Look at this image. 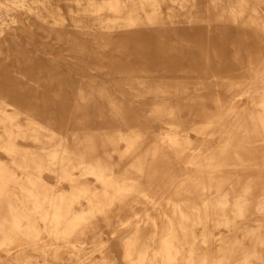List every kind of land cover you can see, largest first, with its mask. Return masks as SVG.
Wrapping results in <instances>:
<instances>
[{"label":"bare ground","instance_id":"1","mask_svg":"<svg viewBox=\"0 0 264 264\" xmlns=\"http://www.w3.org/2000/svg\"><path fill=\"white\" fill-rule=\"evenodd\" d=\"M34 30L68 59L28 58ZM10 51L19 59L0 62L4 74L28 77L32 62L39 67L34 98L0 85V264H119L111 244L100 247V262L86 251V235L113 212L122 264H264V0H0V54ZM237 68L247 77L227 79ZM85 71L152 94L146 112L167 119L164 131L139 119L127 130L92 126L77 113L95 94L111 117L123 105L109 81ZM199 76L245 87L253 103L204 113L193 130L218 128L222 139L198 150L177 181L171 160L192 148L190 125L179 105L158 98ZM70 94L65 111L77 129L60 131L51 99L63 104ZM160 178L176 183L164 204L154 198ZM138 197L148 204L134 207Z\"/></svg>","mask_w":264,"mask_h":264},{"label":"rangeland","instance_id":"2","mask_svg":"<svg viewBox=\"0 0 264 264\" xmlns=\"http://www.w3.org/2000/svg\"><path fill=\"white\" fill-rule=\"evenodd\" d=\"M32 35L34 37V40L32 42L27 41L28 47L26 51L27 57L31 60H33V58H36L37 56H40L41 58L44 57L48 60V58L52 55L61 57V59H68V57L66 56V52L62 50L60 45L56 44V42L54 41L51 42L49 38H46L44 32L37 33V31L34 30V33ZM104 53L107 56H110V54H112V52H110L109 50H106ZM15 55L16 53L11 51L3 52L0 54V62H4L8 66H10L11 64L16 63L15 61L19 59ZM240 59L241 61H244L246 58L241 57ZM37 65L38 63L36 65H33V62L30 64L28 71V74L30 75L28 77H23L21 74L15 75L10 72L4 74V69L0 70V85H2V87L16 89L17 93L24 94L28 98H31L32 96L34 98V81L38 75L37 73L39 67ZM23 69L25 70L26 68ZM246 71L247 70L243 68H237V70H233L230 74L227 75V79L243 81L244 78L247 77L246 74L248 72ZM93 72L85 71V73H83L85 76H88V79H91V75H93L92 78L98 77V79L100 80L105 79L106 81H109L110 84L113 85V88L117 90V100L115 101L123 105V111L119 112V115H117L115 118L109 116L111 112L110 105H108V102L103 97L95 94L89 102L84 104L81 111H79V113L77 114H87L88 116H90V119L93 122L92 126H95L102 131L103 129L112 127H120L123 130H127L129 125H133L132 123L138 119L141 122L147 124L148 127L156 133L164 131V129L166 128L165 122L167 119L163 120V117V119H161L158 118V116L146 112L147 108L150 107L152 101L156 100L154 96H152V94H145V96L142 97L135 96V91L132 92L128 89H123V78H115L112 76L110 77L103 72ZM187 80L190 83L188 84V87L183 88V90H180L177 93L167 94V96L158 98L161 99L164 103H168L169 105H179V111L181 112L180 117L185 120L186 124L190 125V127L188 128V134L190 135V139L192 141V148L190 150H186L184 154H181L179 156L173 155V158L171 160V172L173 171V177L177 179V181L181 180L184 177L186 171L192 170L191 167H188L189 164H187V161L193 155L198 154L199 151L208 153L209 150L212 147L216 146L222 139V137L219 138V135L221 133L218 128L213 130L212 133H214V135L211 134V131L208 134H197L193 130L194 127L200 126L204 121V113H215L217 104L220 102L229 105L233 104L234 101H239L240 107H249L253 103V101H251V98L247 95V88H240L241 86H235L231 88L226 85L224 82L225 80L223 81V79L221 78H208V76L202 78L199 76L185 79V81ZM52 90L56 91L57 88L53 87ZM74 101L75 99L71 96V94L68 97V101L63 102V104H59L60 102L55 95L52 97L51 106L58 108V114L56 118V121L58 122L56 127L57 130H63L64 128H62V125H65L66 130L70 128L77 129V126H75L71 122V117L67 116L68 112L65 111L66 108L72 107L71 105L74 104ZM21 143L33 148L37 147V144L31 140H22ZM119 147L124 148V143L121 142ZM258 150L263 151L260 147L258 148ZM0 157L6 158V156L1 151ZM51 181L55 183L56 178L51 177ZM169 181L170 180H167L165 178H160L157 181V187L155 188L156 193L154 198L158 202L162 201L163 204L165 203L163 199L167 197L170 193L169 191L176 186V183L169 185ZM90 183L94 186H99V183L94 180L92 176H90ZM61 187H64L65 189L70 188L67 182H62ZM137 199L139 203L135 204L134 207L145 206L148 204V202L143 197H138ZM122 212H124L121 214L123 215L124 219H134L129 210ZM139 213H141V211ZM115 216L116 213L113 212L111 214V221L99 217L96 226V233H89V235H86V251L91 253L95 261L97 262H100L102 258V254L99 250L100 247L106 246V244H111L112 251H114L113 254L116 257L117 262L119 264H122L123 252L119 251L120 246L118 245V243H116V236L118 231L115 227L117 223L116 218L119 219L120 215H118L117 217Z\"/></svg>","mask_w":264,"mask_h":264}]
</instances>
